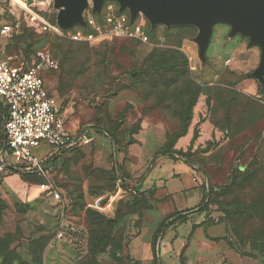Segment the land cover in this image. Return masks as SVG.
Listing matches in <instances>:
<instances>
[{
  "label": "rangeland",
  "instance_id": "obj_1",
  "mask_svg": "<svg viewBox=\"0 0 264 264\" xmlns=\"http://www.w3.org/2000/svg\"><path fill=\"white\" fill-rule=\"evenodd\" d=\"M63 9L56 0H0V29L11 26L0 32V59L31 62L48 48L58 64L42 77L66 129L95 131L46 163L60 201L38 189L36 175L0 180V264H264V76L254 75L262 49L226 21L200 46L196 24L153 22L143 10L133 18L142 37L107 33L108 14L130 15L119 0L86 3L81 22L67 27ZM38 16L62 33L41 31ZM76 32L83 38L72 39ZM2 125L0 105V139ZM53 151L44 141L34 148L39 158ZM179 166L192 208L208 180L203 211L169 207L159 177ZM169 215L155 260L152 241Z\"/></svg>",
  "mask_w": 264,
  "mask_h": 264
},
{
  "label": "built area",
  "instance_id": "obj_2",
  "mask_svg": "<svg viewBox=\"0 0 264 264\" xmlns=\"http://www.w3.org/2000/svg\"><path fill=\"white\" fill-rule=\"evenodd\" d=\"M16 1L26 6L28 1L36 3L38 0ZM37 18L41 31L52 35L62 33L60 26L52 25L39 16ZM85 23L100 31L101 27L96 25L93 16L88 15ZM10 31L11 26L8 24L2 25L0 29L3 35H8ZM106 32L119 37L143 36L140 25L124 13L108 14ZM70 37L80 40L83 35L76 32ZM230 60L228 58L226 63ZM57 64L58 60L46 47L38 49L31 62L0 59V105L4 109L3 137L0 139V180L11 173V168L17 173L32 172L43 179L37 184L38 189L60 201L61 192L50 180L46 161L52 155L87 145L93 141L95 131L91 128L73 132L66 129L65 119L42 77L43 70L51 72ZM42 141L54 150L46 158H39L34 153V148ZM200 185L205 192L208 191L206 178L203 177Z\"/></svg>",
  "mask_w": 264,
  "mask_h": 264
},
{
  "label": "water",
  "instance_id": "obj_3",
  "mask_svg": "<svg viewBox=\"0 0 264 264\" xmlns=\"http://www.w3.org/2000/svg\"><path fill=\"white\" fill-rule=\"evenodd\" d=\"M95 9H99L102 0H93ZM121 8L130 10L131 19L138 10H143L151 21L166 23H192L199 28L197 37L203 46L210 34L211 26L217 21H226L234 25V32L248 34L251 43H257L262 49V58L257 72L262 79L264 74V0H119ZM64 6L59 15L61 27L81 22V10L86 0H56Z\"/></svg>",
  "mask_w": 264,
  "mask_h": 264
},
{
  "label": "crops",
  "instance_id": "obj_4",
  "mask_svg": "<svg viewBox=\"0 0 264 264\" xmlns=\"http://www.w3.org/2000/svg\"><path fill=\"white\" fill-rule=\"evenodd\" d=\"M86 3H89V4H92L94 3L93 0H86ZM140 10H138L137 12H139ZM127 13L130 14V10L127 11ZM258 47L259 49L261 48V46L258 44ZM261 56H262V52H261ZM228 59V58H227ZM231 59V58H230ZM231 62V60H230ZM260 65V64H259ZM259 65H257L254 70L255 72H257V69L259 67ZM241 73L243 74L244 71H241ZM257 77V80H261V76L259 75H255ZM215 82L214 81H209V83H213ZM244 82V81H243ZM244 87V86H243ZM197 114L199 115V113L197 112ZM206 124H207V121H202L200 123V127L201 128H206ZM192 127L189 128L187 134L183 137H181V139L179 140V146L181 145H184L186 142L189 141V139L191 138L192 136ZM212 132V131H211ZM168 158H170L171 160L173 161H177V160H181V159H176L174 160L172 157L170 156H167ZM176 157V155H175ZM183 161V160H181ZM189 168L188 170H194L193 167L191 165H188ZM184 168L182 166H179L178 168H175V167H172L170 172L168 173L167 175V178H161V181H162V184H160L163 188H165V195L169 198L170 200V206L172 210H175V211H183V212H187V210L189 209H192L191 205H188L187 204V196L190 194L191 190H189L192 186H186L185 183L182 181L181 179V174L184 172ZM193 178V181H194V177ZM199 203V202H198ZM196 206V204L194 205V207ZM170 211V210H169ZM168 211V212H169ZM194 214L193 212H191L190 215ZM221 264V263H220Z\"/></svg>",
  "mask_w": 264,
  "mask_h": 264
},
{
  "label": "trees",
  "instance_id": "obj_5",
  "mask_svg": "<svg viewBox=\"0 0 264 264\" xmlns=\"http://www.w3.org/2000/svg\"><path fill=\"white\" fill-rule=\"evenodd\" d=\"M37 51V50H36ZM35 51V52H36ZM2 118H4V109H3V107H2ZM76 148H78V147H76ZM73 149H75V148H73ZM72 150V149H71ZM158 154H163V155H169L170 157H175V155H176V157L177 158H181V159H184V154L182 153V152H180V151H173V152H171V151H168V150H163V151H159V153ZM55 156L56 155H52L51 157H49L48 159H47V163H50V161L53 159V158H55ZM150 168V166L149 167H147V169H146V171H148V169ZM11 170V173H17V171L15 170V169H10ZM20 173H28V174H33V175H36V174H34V173H32V172H25V171H21ZM37 176V175H36ZM37 177H39V176H37ZM40 178V177H39ZM208 181V180H207ZM208 185H209V183H208ZM205 192V191H204ZM210 193V186H209V189H208V191L207 192H205L204 194H203V196H202V198H201V200H200V202L195 206L196 207V209H194L195 207H193L192 209H189V210H187V213H191V212H194V211H196V212H201V211H203L204 209H206V207H207V204H208V194ZM1 211H2V209L0 208V215H1ZM186 213V212H185ZM175 214H177V213H175ZM172 215V214H171ZM171 215H169L168 217H166L161 223H160V225L158 226V228H157V231H156V235H155V237H154V239H153V241H152V251H153V255H154V259L156 260L157 258H158V249H157V236L159 235V234H161L162 232H163V230H164V228L166 227L165 226V220L166 219H168L169 217H171ZM6 252H9V248L7 247V245H6Z\"/></svg>",
  "mask_w": 264,
  "mask_h": 264
}]
</instances>
